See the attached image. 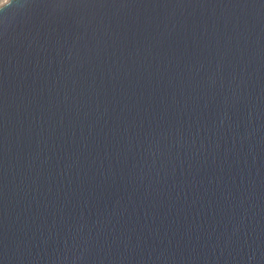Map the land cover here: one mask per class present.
Returning <instances> with one entry per match:
<instances>
[{"label":"water","instance_id":"1","mask_svg":"<svg viewBox=\"0 0 264 264\" xmlns=\"http://www.w3.org/2000/svg\"><path fill=\"white\" fill-rule=\"evenodd\" d=\"M0 264H264V0L1 5Z\"/></svg>","mask_w":264,"mask_h":264},{"label":"built area","instance_id":"2","mask_svg":"<svg viewBox=\"0 0 264 264\" xmlns=\"http://www.w3.org/2000/svg\"><path fill=\"white\" fill-rule=\"evenodd\" d=\"M8 1H9V0H5L1 5L5 4V3L8 2ZM1 5H0V6H1Z\"/></svg>","mask_w":264,"mask_h":264},{"label":"rangeland","instance_id":"3","mask_svg":"<svg viewBox=\"0 0 264 264\" xmlns=\"http://www.w3.org/2000/svg\"><path fill=\"white\" fill-rule=\"evenodd\" d=\"M5 0H0V5L4 2Z\"/></svg>","mask_w":264,"mask_h":264}]
</instances>
